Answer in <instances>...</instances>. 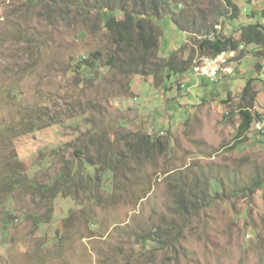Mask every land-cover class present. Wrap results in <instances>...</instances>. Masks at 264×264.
I'll return each instance as SVG.
<instances>
[{
    "label": "rangeland",
    "instance_id": "rangeland-1",
    "mask_svg": "<svg viewBox=\"0 0 264 264\" xmlns=\"http://www.w3.org/2000/svg\"><path fill=\"white\" fill-rule=\"evenodd\" d=\"M104 3L0 0V264H264V190L247 191L264 180V46L241 43L234 73L214 83L190 70L123 74L105 65L114 46L94 10ZM151 3L157 58L190 68L205 39L264 33V0H142ZM246 110L254 120L237 139ZM28 114L45 115L32 131L19 126ZM135 133L162 150L130 157ZM80 151L95 182L41 193ZM11 173L29 186L12 189L2 180ZM180 192L199 209L178 212ZM157 233L165 245L151 248Z\"/></svg>",
    "mask_w": 264,
    "mask_h": 264
},
{
    "label": "trees",
    "instance_id": "trees-1",
    "mask_svg": "<svg viewBox=\"0 0 264 264\" xmlns=\"http://www.w3.org/2000/svg\"><path fill=\"white\" fill-rule=\"evenodd\" d=\"M54 1V0H53ZM101 5L98 9H94L97 11V15L101 18L103 25V29H105L110 37L111 44L114 46V52L110 56L108 62L105 64L106 67L115 69L123 74H126L132 67L137 69L140 66L141 73L145 72L148 74H156L161 75L162 71H166V77L169 79L171 75L177 76L183 74L184 72L190 70V63L183 60H178L176 54H172L168 59L161 58L158 59L156 56L157 49V39L159 37L158 30L149 22V16L158 17L160 15V10L158 6H155L151 3L146 10L142 5V0H140L139 10H126L123 8L124 0H100ZM113 3H119V6L113 8L111 5ZM82 4V3H81ZM80 4V5H81ZM161 5V4H160ZM85 7V6H84ZM96 7V6H95ZM235 17L237 16V8L233 7ZM105 10V11H104ZM164 11V10H163ZM149 12V14H147ZM169 15V14H168ZM148 17V18H147ZM172 21L177 25V21L170 17ZM259 25L249 26L248 28H242L240 40L236 41L232 38H223L220 36H216L213 39H205L199 44V49L202 51V55L205 56H214L220 53L223 50L227 49H237L241 43L244 44H256L258 46H264V33L260 31ZM120 54H119V53ZM92 57H96L95 60L91 63H97L99 61L100 54L96 52ZM124 57L127 60H124ZM122 58L123 60H120ZM157 59V61H156ZM80 61L89 69H92L93 64H88V60L86 57L82 58ZM214 83V82H212ZM251 92V84L248 82L245 89L242 92V97L245 99ZM251 106H247L246 109ZM44 114H38L37 118L35 116H27L23 117V122L19 124L22 130L32 131L35 125L40 121L41 117L44 118ZM242 120L238 125L236 138H243L245 134L249 131L251 124L253 123V116L248 110L242 111ZM131 143L127 146L129 147V156L135 159L139 158H147L154 150H162L163 144L159 142L158 138H152L151 136H144L139 134H131ZM77 164L74 167H70L69 165H62L61 170L56 175L53 182L48 184L45 188L42 189L41 193L44 192H53L54 195L59 193H64L69 191L68 189L74 188L72 187L76 183L82 181H94L93 179H87V176L82 173V167L85 165H91L90 156H85L82 152H78ZM115 158L106 159L103 158L105 164L107 166V170L109 166L113 164L115 161L120 162V158L118 156H114ZM87 167V166H85ZM17 174H10L3 181L7 180L8 186L13 188H23L25 186H29V182L25 181L24 177H16ZM33 189L38 190L36 186L30 185ZM263 189L264 190V180H253L251 188H248V192H252L255 189ZM187 189V188H186ZM77 187L75 188V192L77 191ZM246 190V189H245ZM190 191L187 190V194ZM184 193L180 192V194L176 195V205L177 211L183 213L187 209L191 208L194 210L199 209V198L196 196L193 197V200L190 204L187 205L184 202ZM168 234H160L157 233L156 238L149 240V244L151 248L161 247V245H165L164 240Z\"/></svg>",
    "mask_w": 264,
    "mask_h": 264
},
{
    "label": "built area",
    "instance_id": "built-area-1",
    "mask_svg": "<svg viewBox=\"0 0 264 264\" xmlns=\"http://www.w3.org/2000/svg\"><path fill=\"white\" fill-rule=\"evenodd\" d=\"M242 50L243 46L239 50L225 52L223 56H203L195 61L194 67H191V73L195 77L210 82H216L225 76H230L234 73L235 62ZM256 129L262 131V126L256 124Z\"/></svg>",
    "mask_w": 264,
    "mask_h": 264
},
{
    "label": "bare ground",
    "instance_id": "bare-ground-1",
    "mask_svg": "<svg viewBox=\"0 0 264 264\" xmlns=\"http://www.w3.org/2000/svg\"><path fill=\"white\" fill-rule=\"evenodd\" d=\"M240 47H242V45H241ZM240 47H239V48H240ZM233 50H238V49H227V50H223V51H221L220 53H218V54H216V55H214V56H223L225 52H231V51H233ZM194 65H195V64H194ZM193 67H194V66H193Z\"/></svg>",
    "mask_w": 264,
    "mask_h": 264
},
{
    "label": "clouds",
    "instance_id": "clouds-1",
    "mask_svg": "<svg viewBox=\"0 0 264 264\" xmlns=\"http://www.w3.org/2000/svg\"><path fill=\"white\" fill-rule=\"evenodd\" d=\"M192 67V66H191ZM190 71H191V69H190Z\"/></svg>",
    "mask_w": 264,
    "mask_h": 264
}]
</instances>
